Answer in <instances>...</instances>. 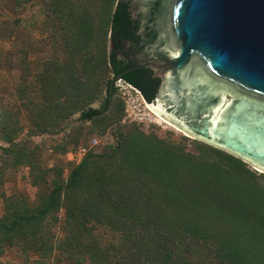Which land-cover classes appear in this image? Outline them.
<instances>
[{
  "label": "trees",
  "instance_id": "obj_1",
  "mask_svg": "<svg viewBox=\"0 0 264 264\" xmlns=\"http://www.w3.org/2000/svg\"><path fill=\"white\" fill-rule=\"evenodd\" d=\"M33 1L15 5L19 10ZM43 1L61 51L39 77L41 102L26 106L40 119L35 135L59 133L78 113L80 125L91 123L68 133L64 151L84 145L87 135H104L125 115L111 85L132 64L119 60L110 42L119 47V39L136 40L133 0ZM7 26L13 36L17 26ZM20 66L11 60L8 69ZM153 76L135 67L121 80L152 103L161 85ZM24 85L22 94L30 87L27 80ZM98 100L101 107L93 108ZM13 125L0 112V140L9 145L1 149L8 156L18 145ZM194 149L133 126L119 133L115 147L73 168L67 182L59 175L37 206L1 192L0 259L9 247L18 248L26 264H48L56 251L65 255L64 264H264V173L212 145L196 141ZM29 165L36 173L38 166ZM6 168L0 169V187ZM62 209L65 236L57 240L52 228ZM98 227L113 240L99 238Z\"/></svg>",
  "mask_w": 264,
  "mask_h": 264
},
{
  "label": "water",
  "instance_id": "obj_2",
  "mask_svg": "<svg viewBox=\"0 0 264 264\" xmlns=\"http://www.w3.org/2000/svg\"><path fill=\"white\" fill-rule=\"evenodd\" d=\"M162 2L138 3L146 15H164L158 37L145 35L132 52L136 67L161 80L155 100L145 101L191 137L264 172V0Z\"/></svg>",
  "mask_w": 264,
  "mask_h": 264
},
{
  "label": "rangeland",
  "instance_id": "obj_3",
  "mask_svg": "<svg viewBox=\"0 0 264 264\" xmlns=\"http://www.w3.org/2000/svg\"><path fill=\"white\" fill-rule=\"evenodd\" d=\"M0 7V112H3L5 119H8L11 129L18 128L16 137L17 148L13 155H5L1 147H8L0 140V169L3 170V185L0 193L7 196H18L30 207L38 205L41 196H45L52 190L53 182L59 179L67 182L73 168L79 166L86 157L99 156L110 146L115 147L119 142V133L138 126L147 134H155L160 138L183 142L187 148L195 152L194 142H203L193 138L174 125L170 124L160 116L145 109L140 95L125 83L117 80L115 84V97L125 105V115L119 125L113 126L104 135L91 134L86 136V143L80 147L68 145L62 150L68 133L83 127H91V123L80 125L78 122L79 113L71 122L64 125L62 131L55 135H35L36 124L39 123V116L26 104L36 105L41 102L38 99L40 88L39 77L50 68L48 64L53 57H57L60 38L56 33L57 24L52 20L49 9L43 0H34L31 5L17 9L15 0H1ZM16 23V24H14ZM14 28L15 34H10ZM56 40V42H55ZM61 56V55H60ZM21 64L18 70L8 69L9 62ZM27 80V92L23 93ZM103 100L94 102L91 106L99 109ZM208 144V143H206ZM210 145V144H209ZM215 147V146H214ZM217 148V147H216ZM80 149H86L81 161L76 156ZM26 152H25V151ZM225 151V150H224ZM24 155V156H22ZM235 156V155H234ZM237 157V156H236ZM19 163H13L14 160ZM15 160V161H16ZM167 163L172 161L166 160ZM244 161V160H243ZM251 170L264 173L247 161ZM30 163L38 166L36 173H33ZM171 166V165H170ZM157 175L158 172L151 171ZM41 178V179H40ZM35 180L39 181L38 187L34 186ZM5 214V201L0 199V219ZM65 209H62L55 216L59 222L52 228L57 240L65 236L64 220ZM95 234L106 241L113 240V234L101 227L96 228ZM65 255L56 251L49 259L48 264H64ZM0 264H26L18 248H6L5 254L0 259Z\"/></svg>",
  "mask_w": 264,
  "mask_h": 264
},
{
  "label": "flooded vegetation",
  "instance_id": "obj_4",
  "mask_svg": "<svg viewBox=\"0 0 264 264\" xmlns=\"http://www.w3.org/2000/svg\"><path fill=\"white\" fill-rule=\"evenodd\" d=\"M140 1H143V0H133L132 1L131 16H130L132 20V25L134 27L133 34L136 40L134 42H131L127 40L121 41L119 39L118 41L119 47H117V45L114 42L113 43L110 42L112 49L117 52L118 59L125 62L126 65L132 64L131 68L123 72L121 75H118L117 79L114 81V85L116 84L117 80H121L122 75L129 73L133 68L136 67L135 66L136 57L132 54V52L136 47L140 46V44L143 45L146 42L145 35H150V38L149 40H147V42H151L154 36L155 37L153 38V40L158 37L159 28H160L159 18L161 17L163 18L164 15L163 13L161 14V13H154V12L146 15L142 11H139L138 3ZM157 1H159V4L161 5L163 4L162 0H157ZM137 38L140 39V42L138 43H137ZM152 73L154 74L153 71ZM153 77L156 79L155 76Z\"/></svg>",
  "mask_w": 264,
  "mask_h": 264
},
{
  "label": "built area",
  "instance_id": "obj_5",
  "mask_svg": "<svg viewBox=\"0 0 264 264\" xmlns=\"http://www.w3.org/2000/svg\"><path fill=\"white\" fill-rule=\"evenodd\" d=\"M121 82H122V80H120ZM124 82V81H123ZM126 83V82H125ZM127 84V83H126ZM130 88H131V90H133V91H135L138 95H140L141 96V98L142 99H144L143 98V96H142V94L135 88V87H133L132 85H130V84H127ZM145 100V99H144ZM85 153H86V149H80V151L76 154V156L80 159V161H81V159H82V157L85 155Z\"/></svg>",
  "mask_w": 264,
  "mask_h": 264
},
{
  "label": "bare ground",
  "instance_id": "obj_6",
  "mask_svg": "<svg viewBox=\"0 0 264 264\" xmlns=\"http://www.w3.org/2000/svg\"><path fill=\"white\" fill-rule=\"evenodd\" d=\"M142 101H143V105L145 106V109L146 110H148L150 113L151 112H153L156 116H159L158 114H156L150 107H149V105L147 104V102L144 100V99H142ZM152 114V113H151Z\"/></svg>",
  "mask_w": 264,
  "mask_h": 264
}]
</instances>
